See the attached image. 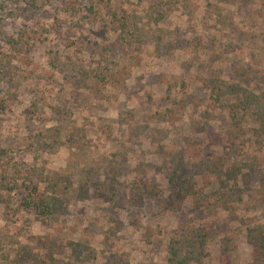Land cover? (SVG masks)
<instances>
[{
	"label": "rangeland",
	"instance_id": "374dc122",
	"mask_svg": "<svg viewBox=\"0 0 264 264\" xmlns=\"http://www.w3.org/2000/svg\"><path fill=\"white\" fill-rule=\"evenodd\" d=\"M205 77L264 93V0H0V264H170L186 226L210 228L190 264H250L264 143L250 120L229 142ZM218 156L233 200L195 207L186 186L218 188ZM27 166L51 179L50 220L20 205V176L2 178Z\"/></svg>",
	"mask_w": 264,
	"mask_h": 264
},
{
	"label": "trees",
	"instance_id": "16d2710c",
	"mask_svg": "<svg viewBox=\"0 0 264 264\" xmlns=\"http://www.w3.org/2000/svg\"><path fill=\"white\" fill-rule=\"evenodd\" d=\"M87 12L91 14L93 18H98L97 16L100 13L96 11L95 6L91 2L87 8ZM115 13H117V11H115ZM115 13L113 11L112 16H115ZM128 16L127 13L120 14L119 18L121 23L117 20V24L122 30L127 29L126 32L132 35L133 31L131 30L130 22L127 18ZM108 24H114L113 20H109ZM103 75L106 76L105 74H102V76ZM203 86L208 89L212 103L225 106L228 111L230 117L229 121H231V128L228 131V138H230L229 142L234 139L238 140L236 133L239 132L242 134L241 132L243 131L244 124L247 120H250L254 124V129H252L251 134L254 138V143L259 146L264 143V93H255L227 80L212 77H205L203 79ZM69 138H72V135H70ZM241 148L243 149V145H241ZM2 155L3 152L1 151L0 156ZM223 165L225 166L224 159L220 156L214 157L208 161L207 170L214 173L218 183V188L212 189L210 193H205L203 188L198 189L194 185L186 186L187 189H185V191L190 194L191 202L195 207L201 206L203 200L209 202V200L212 199L215 203H228L233 200L235 191L228 186L227 174L222 171ZM33 168L27 166L22 167V169H12V171L5 170L6 174L2 176V178L6 179V183L9 185L11 182H15L20 176V205L24 208L33 210L34 216L38 219L50 220L54 214L55 205L53 204V198L45 191L51 186V179L46 175H42L43 173L41 170L35 173L36 169ZM225 171L231 174V168ZM9 176L11 177V182L10 179L6 178ZM223 177L226 183L221 180ZM53 184L55 187L57 186L56 183ZM81 190L86 192L87 188H82ZM145 190L144 187L143 190L140 191L145 192ZM209 234L210 228L206 226H186L181 228L178 232H175L174 235L169 237L166 249L168 255L167 261L170 264L200 263ZM248 238L253 248V259L250 264H264V231L255 228L248 229ZM60 247L61 245L49 243L48 246L45 247L46 254L51 259ZM232 248V237L229 235L224 236L220 243L221 254L232 251Z\"/></svg>",
	"mask_w": 264,
	"mask_h": 264
}]
</instances>
